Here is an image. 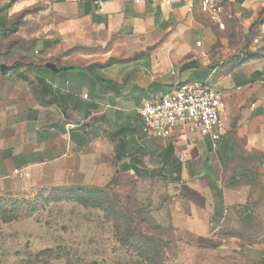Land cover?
I'll return each instance as SVG.
<instances>
[{"label": "crops", "instance_id": "1", "mask_svg": "<svg viewBox=\"0 0 264 264\" xmlns=\"http://www.w3.org/2000/svg\"><path fill=\"white\" fill-rule=\"evenodd\" d=\"M52 1L58 26L55 37L39 47L42 59L28 58L27 75L19 64L0 79V197L19 195L28 182L52 185L81 177L84 165L104 160L106 148L115 152L111 135L124 127L106 134L107 114L130 103L140 119L143 101L166 97L182 84L210 81L223 96L222 141L215 145L191 135L176 148L153 140L162 141L163 164L167 146L175 147L182 179L190 172L178 152L187 154L197 144L212 151L214 167L205 168L201 179L211 178L228 219L264 228V0L226 3L223 30L199 9L189 12L184 1ZM48 63L61 71L46 69ZM140 125L142 131V120ZM59 166L63 172L54 173ZM210 193L206 206L193 209L208 223L215 209ZM187 212L174 210L178 223ZM246 235L240 240L264 241V234Z\"/></svg>", "mask_w": 264, "mask_h": 264}, {"label": "rangeland", "instance_id": "2", "mask_svg": "<svg viewBox=\"0 0 264 264\" xmlns=\"http://www.w3.org/2000/svg\"><path fill=\"white\" fill-rule=\"evenodd\" d=\"M52 4V0H0L6 29L13 30L1 39V53L14 45L4 67L11 69L20 62L27 75L23 67L28 58L42 59L39 47L55 37L58 26ZM140 123L135 105L124 104L117 113L107 114L103 124L106 134L120 126L127 131L130 140L124 158L119 160L116 150L112 154L106 148L104 160L97 166L91 161L84 165L81 177L52 185L28 182L19 195L0 197V208L16 210L19 217L10 224L0 219V264H263L264 241L240 239L247 232L264 234V228L228 219L222 195L209 186L211 178L201 179L205 168L214 167L212 151L192 146L185 159L190 176L172 184L173 176L160 157L162 141L145 137ZM141 150L147 154L144 164L150 171L144 177L124 170ZM75 163L72 159L70 166ZM63 170L59 166L53 172ZM79 188L84 192L77 194ZM210 191L215 209L208 223L193 209L206 206ZM94 194L102 199L97 207L91 201ZM67 197L75 201H61ZM179 208L189 211L180 223L174 214ZM144 253L155 262L146 261Z\"/></svg>", "mask_w": 264, "mask_h": 264}, {"label": "built area", "instance_id": "3", "mask_svg": "<svg viewBox=\"0 0 264 264\" xmlns=\"http://www.w3.org/2000/svg\"><path fill=\"white\" fill-rule=\"evenodd\" d=\"M165 3L184 1L189 12L199 9L209 20L224 29V5L238 0H162ZM142 0H135L140 4ZM255 44L259 40L254 41ZM201 46V43H198ZM223 107L222 93L208 81L193 82L176 87L163 98L145 100L137 113L142 120V131L150 139L163 140L176 148L190 142L191 135L210 138L217 145L226 134L220 112ZM187 155L181 152L179 158L185 161ZM21 178L30 174L15 172Z\"/></svg>", "mask_w": 264, "mask_h": 264}, {"label": "trees", "instance_id": "4", "mask_svg": "<svg viewBox=\"0 0 264 264\" xmlns=\"http://www.w3.org/2000/svg\"><path fill=\"white\" fill-rule=\"evenodd\" d=\"M7 26V18H6V13H5V8L4 7H0V41L2 38L6 37L9 35V33H12L13 30H8L6 29ZM13 46H10L7 48V51L4 53H1L0 51V70L2 71V74H6V75H11L15 72L16 69H18L20 67V62H16L13 67L11 69H7L6 67H4L5 65V60L7 58V56H10V49H12ZM1 48V45H0ZM19 78L23 79V80H28V77L24 74V73H20ZM126 133L127 131L125 129H121L120 131H118L114 136L111 135L112 140L116 143V154L118 155V159L121 160V158H124V150H126L127 147V139H126ZM118 140V141H117ZM138 154H140V156H137L132 158L130 163H128L126 165V167L124 168L125 171H133L135 173L136 176L138 177H144L146 176L148 173H150V171H147V167L144 164V158L142 156V150L141 152H139ZM126 155V154H125ZM163 159L165 160V164H164V169L168 170L170 174H172V179L171 181L167 179L166 176H162L163 179L168 182L170 181L172 184H177L180 183L182 181L181 178V173L183 170V164L175 157V147L173 145H169L167 146L166 150H165V154H163ZM147 172V174H146ZM146 174V175H144ZM83 189L79 188L78 189V193H83ZM89 195V194H87ZM96 194L93 195V197L91 198V201L94 200L96 203H94V206L97 207L100 204H102V199H97L96 198ZM62 202H70V201H75V199L71 198V197H67L65 199L61 200ZM76 202H78L76 200ZM80 202V201H79ZM82 203L84 201H81ZM18 211L14 210V211H9V210H4L0 208V219L2 221L3 224H10L14 221H16L18 219ZM143 258L146 261H149L150 263H154L155 262V257H150V253H144Z\"/></svg>", "mask_w": 264, "mask_h": 264}, {"label": "water", "instance_id": "5", "mask_svg": "<svg viewBox=\"0 0 264 264\" xmlns=\"http://www.w3.org/2000/svg\"><path fill=\"white\" fill-rule=\"evenodd\" d=\"M45 68L54 73H59L61 71V69H59L55 64H52V63L46 64ZM63 70H66V68H63ZM263 264H264V259H263Z\"/></svg>", "mask_w": 264, "mask_h": 264}]
</instances>
